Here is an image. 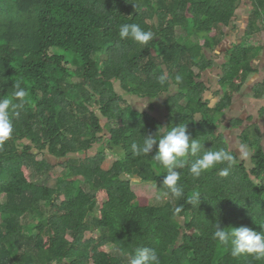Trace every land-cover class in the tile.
<instances>
[{"label": "trees", "instance_id": "16d2710c", "mask_svg": "<svg viewBox=\"0 0 264 264\" xmlns=\"http://www.w3.org/2000/svg\"><path fill=\"white\" fill-rule=\"evenodd\" d=\"M243 1L0 0V98H13L17 80L29 93L13 116V136L0 145V264H130L139 247L155 249L161 264H264L232 257L230 245L212 238L219 222L264 232L261 131L251 126L239 136L251 167L223 132L225 110L252 72L251 50L236 46L226 56L214 106L202 80ZM250 1L246 35L256 39L264 32V0ZM131 23L157 38L147 45L121 39L119 25ZM116 83L151 101L148 110H136ZM165 95L163 121L152 112ZM180 123L206 150L226 149L236 163L226 177L218 174L226 165H218L194 178L188 167L195 157L188 156L177 169L184 196L150 204L132 182L152 183L160 193L167 170L152 159L155 147L135 156L131 144ZM57 167L55 187L31 178V171L50 175ZM29 219L36 226L26 227Z\"/></svg>", "mask_w": 264, "mask_h": 264}, {"label": "clouds", "instance_id": "9594fccd", "mask_svg": "<svg viewBox=\"0 0 264 264\" xmlns=\"http://www.w3.org/2000/svg\"><path fill=\"white\" fill-rule=\"evenodd\" d=\"M118 34L121 39H132L141 45H147L157 38L151 30L146 31L136 23L119 25ZM181 81L182 77L177 75L175 82L179 84ZM159 83L161 85L166 83L164 75L159 77ZM12 87L15 89L13 98L10 99L7 96L0 98V145L13 136V116L19 117L20 113L16 109L24 106L25 98L29 95L26 88L22 86V81H15ZM164 129L168 130L165 132ZM154 147L156 148L155 155H151ZM131 149L135 156L151 155L153 160L159 162L167 170L162 180V191L156 198L157 202H161L168 196L176 199L184 196V188L180 182L181 172L177 169L185 167L188 156L195 157L188 167L189 173L194 178H199L205 172L217 169L218 165H226L218 173L226 177L229 175V169L236 163L233 154L226 149L206 150L205 146L200 143V139L190 137L187 124L183 123L170 127H159L155 135H144L142 143L133 142ZM246 154L242 152V155ZM196 199L199 200V197ZM181 211L182 206L176 207L173 214L178 215ZM212 238L223 246L230 245L232 257L246 254L256 260L264 259V232H257L248 227L223 228L219 222L215 224ZM130 264H161V262L155 249L139 247L135 250Z\"/></svg>", "mask_w": 264, "mask_h": 264}, {"label": "crops", "instance_id": "0c3cea01", "mask_svg": "<svg viewBox=\"0 0 264 264\" xmlns=\"http://www.w3.org/2000/svg\"><path fill=\"white\" fill-rule=\"evenodd\" d=\"M252 10L253 6L250 0L243 1L237 8L230 24L223 28V40L214 53L216 65L206 71L202 78L210 88V91L205 94V98L211 101L210 106H214L219 101V97L215 95L221 89L219 77L223 74L222 66L227 62L226 56L236 46L251 50L253 56L251 60L252 72L248 75L240 92L234 95L231 106L225 110L224 114L227 132H236L239 141L237 145L241 147L245 146L241 144L239 136L244 129L251 126L260 129L264 146V130H262L264 128V115H261L264 113V87L262 86L264 84V32L256 39L246 35ZM234 119L243 120V125L231 128L230 121Z\"/></svg>", "mask_w": 264, "mask_h": 264}, {"label": "rangeland", "instance_id": "374dc122", "mask_svg": "<svg viewBox=\"0 0 264 264\" xmlns=\"http://www.w3.org/2000/svg\"><path fill=\"white\" fill-rule=\"evenodd\" d=\"M215 65H216V63H215ZM115 87H116V91L119 94H122L125 97V99L128 100V102L136 110H138V111L148 110V107H149L151 101H149L148 99H138L134 96L126 95L123 92V90L121 89L119 83H116ZM166 99H167V95L161 97L159 100H156V102H155L156 110L152 112L153 115H155L156 117H158L160 120H163V121H164V116L167 114V111L164 109V106H163V102ZM105 122L106 121L102 118V124L103 125L105 124ZM227 125H229V124H227ZM246 126H248V125H246ZM249 128L252 129L253 127H249ZM262 130H264V128ZM223 132L226 134V137L228 138L231 149L236 152V154L238 155V157H240V159L242 161L246 162L247 166L251 167L252 152L246 147H241V146L237 145V143H239V141L237 140L236 132H234V133L232 131L227 132L226 127L224 128ZM99 147H100V145H95L94 148L90 151V155H92V156L96 155ZM242 152H246L247 154L242 155ZM48 159L52 163H57V161L51 157H48ZM62 171H63V169L61 167H57L55 169V171H53L50 175H48L46 173L38 174V173H35L34 171H31V178L34 182H37L40 184H45V185H48L50 187H55L57 184V179H58L59 175L62 173ZM138 181L139 180H133L132 190L134 191V193L136 194V196L139 199H145L150 204H159L165 200V198H164L161 202H157L156 198H157V195L159 193H158V190L154 184L142 183V182H138ZM61 199H62V197H61ZM0 201L1 202L4 201L3 196H0ZM36 223H37V221L35 219H29L28 222H26V227L32 228V227L36 226ZM95 235H97V234H95ZM95 235H93V236L95 237ZM90 236L91 235H89V233H88L87 237L89 238ZM102 250L107 251V252H112L113 248L106 247V248H103Z\"/></svg>", "mask_w": 264, "mask_h": 264}]
</instances>
